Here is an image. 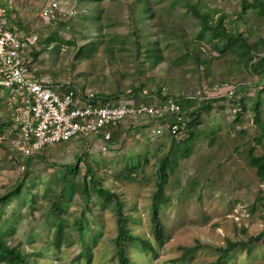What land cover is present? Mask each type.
<instances>
[{"label":"rangeland","instance_id":"rangeland-1","mask_svg":"<svg viewBox=\"0 0 264 264\" xmlns=\"http://www.w3.org/2000/svg\"><path fill=\"white\" fill-rule=\"evenodd\" d=\"M48 1L11 0V8L16 9L15 14L12 13L14 19L16 17L21 25L31 27L29 41L40 52L33 65L35 70L46 82L73 81L85 90L108 95L118 91L125 94L131 85H137L138 75L134 72L136 67L151 76L167 75L162 66L155 65V60L151 58L135 62L132 30L138 29L141 41L148 44L154 40L151 36L158 27L161 34L172 41L176 40L174 44L180 49L182 39L194 41L202 36L195 19L184 13V2L199 6L209 20H214L218 11L233 18L240 11V0H151L159 15L143 24L141 17L144 10L136 0H104L99 5L88 0H55L58 15L46 22L39 15ZM1 2L6 4V0ZM131 4H134L133 13L130 12ZM62 19L66 26L61 29L58 22ZM242 19L247 24L240 28H249L255 38L260 37L264 41V9L250 10ZM54 31H57L58 39L64 42L74 39L75 45L60 41L45 45L44 40ZM108 36L113 39H108ZM90 42L96 46L94 53L76 57L78 48ZM166 55L171 56L169 52ZM174 68L177 73L173 76L182 80L171 82L170 92L177 94L195 91V94H199L198 81L191 76L189 68ZM212 70L215 78L205 79L206 83H213L206 90L211 98H227L229 92L235 90L229 99H238L241 95L234 83L244 77L245 84L251 80L243 72L236 76L227 74V84H219V68L214 66ZM140 76L143 77L144 73H140ZM251 90L246 89L247 92ZM247 97L252 98L253 95ZM125 98L119 96V99ZM251 98H248L249 101ZM218 103L225 109L219 110L214 106L212 111L203 114L194 138L182 142L172 154L171 169L164 187L168 201L158 212L165 234L161 246L153 235L150 203L151 194L155 190L157 159L169 149L175 150L169 140L149 137V127L136 123L123 127L127 130L124 138L110 144L106 151L100 149L104 145L103 140L93 134L79 135L68 142L45 148L43 153L50 163L76 164L80 169V178L86 166L83 162L77 163L75 156L86 152V160L96 171L103 187L121 196L126 204L129 231L148 241L154 250L153 253L136 243L127 244L126 251L132 264H208L218 255L214 247H224L227 239H244L263 229L264 202L260 205L258 198L264 197V185L259 184L254 169L246 163L244 151L249 144H253V138L260 132V127L253 124L249 114L242 116L238 109L229 107L227 102ZM235 112L241 118L237 123H232ZM4 120L1 117L0 123ZM262 120L264 126V113ZM184 139H187L185 133L180 140ZM256 149L258 160L264 159V138ZM184 151L187 156H182ZM12 157L13 151L8 147H0V195L12 188L23 172L22 165L18 168L12 163ZM136 164H141L142 171L134 182L116 178L121 170ZM50 165L42 161L33 162L28 169L30 176L26 180V187L22 189L19 198L6 207L5 218L11 226L5 225L3 233L8 242L19 241L23 246L30 244L35 248L48 245L52 251H57L54 254L57 259H53L52 264H116L113 248L116 216L112 209V197L106 199L105 207L102 206V199L95 198L90 202L91 210L86 212L87 220L81 237L70 230H51L46 224V219H53V216L50 215L43 194L55 187L49 180L58 177V172ZM27 189L37 197L35 205L31 203ZM66 195L69 197V194ZM67 200L62 202L63 206ZM18 203L19 208L15 209ZM81 203L78 196H74L63 218H77ZM96 232L100 233L98 237ZM196 242L201 247L195 250L193 256L178 260L181 247H189ZM46 259L41 258V263L48 264ZM227 264H264V239L250 254L246 250L235 251V257Z\"/></svg>","mask_w":264,"mask_h":264},{"label":"trees","instance_id":"trees-1","mask_svg":"<svg viewBox=\"0 0 264 264\" xmlns=\"http://www.w3.org/2000/svg\"><path fill=\"white\" fill-rule=\"evenodd\" d=\"M93 4L99 5L104 0H88ZM136 3L142 8L143 16L141 21L145 22L152 21L157 15L155 8L153 7L151 0H136ZM184 13L193 17L201 33V37L197 40L192 39L181 40V48L175 46L176 40H171L165 34H161L159 28L151 37L154 38L151 43H144L141 41L140 31L134 29L131 31L133 37L132 44L134 50L135 62H142L147 58L155 60V65H160L167 74L165 77L151 76L149 73L139 68H135L134 72H137L138 84L131 85L129 92L122 93L116 92L114 95H108L99 93L110 100L120 95L129 97L130 99L143 101L141 94L146 91L148 94L157 97L160 100L172 99L178 102L181 111L185 114L188 120L187 128L184 132H181L178 136L173 138L163 137L162 139L169 140L174 149H169L157 159L155 169V180H154V191L151 194L150 203V221L153 227V235L155 240L161 246L165 239L164 226L159 217V209L165 205L168 201V197L165 194L164 187L167 183L169 171L172 164V154L179 149L182 142L190 141L196 134V127L201 124V116L212 111L214 106H217L219 110H224L223 105L219 106V101L227 102L228 106L233 109H238L240 114H249L253 124L260 127V132L253 138V144H249L245 151L246 163L248 166L254 169V174L259 184L264 185V159L258 160L257 157V146L262 144L264 138V126L262 115L264 113V41L262 38L253 36V33L249 28H240V26L247 24L242 17L248 11H259L264 9V0H240L239 6L240 11L234 18L231 15H227L218 11V14L214 20H209L208 15L202 11L199 6L192 4L191 2H184L182 5ZM130 12H134V4L130 6ZM14 13V10H9ZM58 13V9L56 14ZM58 15V14H57ZM44 21H52V19L41 18ZM143 19V20H142ZM64 19L58 22L59 28H64L66 23ZM99 23V20L95 18ZM15 27L23 34L25 38H29L31 34V27L21 25L20 20L15 19ZM101 33V26H100ZM108 34V33H107ZM108 39H113L108 36ZM55 41L66 43L69 45H75L74 39L71 41L64 42L57 38V31H54L51 36L44 40L45 45H49ZM165 41V42H163ZM95 45L93 42L87 43L78 48L76 57H82L91 55L95 51ZM166 52H169L171 56L167 57ZM39 51L32 47L30 53V65H34L39 56ZM186 66L189 68L191 76L198 81L199 94H195V91H183L177 94L170 92V83L176 80H182V78L174 77L173 74L177 73L174 67ZM216 66L219 68L217 78H219V84H227V74H237L245 72L246 76L250 77V81L245 84V77L242 78L237 84L239 88V94L241 95L238 99H227L226 97L211 98L208 97L206 90L207 87H211L212 81L208 83L205 79L208 77L215 78L213 76L212 68ZM180 72V71H179ZM183 72V71H182ZM140 73H144L141 77ZM39 74V73H38ZM234 76V78H235ZM253 78L256 80L253 81ZM208 84L209 86H204ZM247 88H252L251 91H246ZM245 94V95H244ZM253 97H247L249 95ZM137 98V99H136ZM246 98V99H245ZM248 98H251L250 101ZM248 99V100H247ZM218 101V102H217ZM234 116L232 123H237L240 120V116ZM7 127V123H0V135L4 133ZM104 130L103 132L108 131ZM127 130L123 126H118L115 129H110L111 137L110 144L120 142ZM187 135V139L180 140L183 134ZM243 133V132H242ZM99 138L100 135H98ZM165 141V142H166ZM165 144V143H164ZM163 144V146H164ZM5 148V146L0 145ZM44 150L39 151L36 154L28 156L26 158L12 157V163L18 168L24 164L22 174L17 179L15 185L0 195V264H43L41 258H47L48 264L53 263V259H57L54 254L57 251H52L48 245H41L38 248L32 245H22L19 243H9L7 237L3 233L5 225L11 224L6 220V207L14 200H17L22 193V189L26 187V180L30 176L28 170L33 162L42 161L45 165L52 166L58 172L57 179L49 180L55 184L54 192L53 189L50 191L45 189L44 198L47 199L50 215L53 219H46V224L50 226L51 230L57 228L64 231H73L78 236H82L84 231V222H86V212L91 210L90 202L95 198L102 199V206H107L106 199L112 197L114 203L112 209L116 216V236L113 241V248L115 254L116 264H132L130 258L127 255L126 246L129 243H136L141 247L148 248L154 253L151 244L142 239L141 237L132 234L129 231L128 223L126 221L127 209L126 204L123 203L122 198L119 194H116L111 189L103 187L101 180L96 176V171L87 162L86 152L76 155V162H83L86 166L85 172L81 178L79 176L80 169L76 164L61 165L58 163H50V161L44 156ZM182 156H187V152H183ZM24 163L22 164V160ZM26 167V168H25ZM142 171L141 164H136L121 170L116 174V178L134 182L136 176ZM48 187V186H47ZM28 194L31 196V203L35 205L37 203V197L27 189ZM49 194H48V193ZM66 194H69L67 197ZM74 196H78L82 202L80 205L79 216L75 219L63 218L68 203L73 199ZM68 198V202L63 206L62 202ZM260 205H263L264 197L258 198ZM19 204L15 205V209L19 208ZM56 229V230H57ZM96 237L100 235L96 232ZM264 239V227L261 231L255 235H250L244 239L239 240H226V246L214 247L217 256L214 261L208 264H227L232 258L235 257V251L246 250L248 254L252 252V249L258 245ZM201 245L196 242L194 245L189 247H181L182 252L178 260H186L191 258ZM52 257V259H51ZM51 260V261H50Z\"/></svg>","mask_w":264,"mask_h":264},{"label":"built area","instance_id":"built-area-1","mask_svg":"<svg viewBox=\"0 0 264 264\" xmlns=\"http://www.w3.org/2000/svg\"><path fill=\"white\" fill-rule=\"evenodd\" d=\"M0 0V118L7 127L0 145L26 158L44 148L68 142L79 135H100L110 146V129L143 123L149 137L173 138L184 132L188 120L177 101L160 100L144 91L143 101L126 97L106 100L73 81L46 82L30 65L29 38L15 27L11 0ZM58 4L49 0L40 17L54 19ZM234 90V89H233ZM235 94L230 91L227 98ZM109 129L106 132L104 130ZM148 137V138H149ZM107 148V149H106ZM24 169V166H21Z\"/></svg>","mask_w":264,"mask_h":264},{"label":"crops","instance_id":"crops-1","mask_svg":"<svg viewBox=\"0 0 264 264\" xmlns=\"http://www.w3.org/2000/svg\"><path fill=\"white\" fill-rule=\"evenodd\" d=\"M10 9H12V8H10ZM12 10H14V9H12ZM15 10H16V9H15ZM15 10H14V11H15ZM14 14H15V13H14ZM40 18H41V17H40ZM15 19H17V18L15 17ZM50 20H51V19H50ZM15 156H17V155H15V153H14V157H15Z\"/></svg>","mask_w":264,"mask_h":264}]
</instances>
